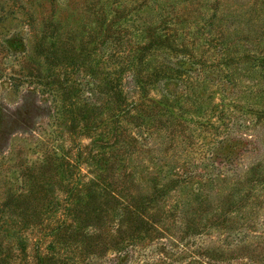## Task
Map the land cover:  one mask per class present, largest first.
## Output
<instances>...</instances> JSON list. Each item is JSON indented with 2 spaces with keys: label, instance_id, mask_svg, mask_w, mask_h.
<instances>
[{
  "label": "rangeland",
  "instance_id": "obj_1",
  "mask_svg": "<svg viewBox=\"0 0 264 264\" xmlns=\"http://www.w3.org/2000/svg\"><path fill=\"white\" fill-rule=\"evenodd\" d=\"M0 264H264V0H0Z\"/></svg>",
  "mask_w": 264,
  "mask_h": 264
}]
</instances>
